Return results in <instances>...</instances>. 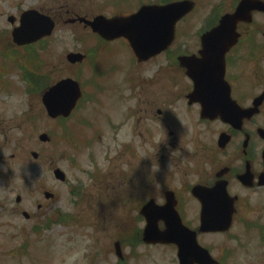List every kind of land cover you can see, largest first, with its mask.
<instances>
[{
	"label": "flooded vegetation",
	"instance_id": "1",
	"mask_svg": "<svg viewBox=\"0 0 264 264\" xmlns=\"http://www.w3.org/2000/svg\"><path fill=\"white\" fill-rule=\"evenodd\" d=\"M31 8L54 19L53 35L41 42L57 39L63 62L69 52H80L91 63L106 60L110 70L107 78L97 75L89 87L101 95L92 93L93 106L79 117L86 115L93 122L112 111L120 118L110 119L102 131L92 127L91 139L74 141V187H119V211L127 212L131 201L137 205L135 215L141 223L143 205L149 200L164 204L171 191L183 223L197 226L203 206L191 195L197 185L227 187L239 197L234 220L247 213L250 193L264 189V43L242 39L248 35L247 25L239 24L242 38L226 51L225 63L208 72L203 64L202 70L180 69L181 55L200 57L203 50L201 33L186 25L179 30L183 39H176L154 58L150 71H129L127 63L134 55L128 41L105 40L85 22L109 9L95 7L90 0H0V61H27V44H16L13 34ZM97 69L101 73L104 68L97 65ZM25 77L27 81V68ZM196 86L201 88V100L191 101ZM210 108L219 113L207 114ZM190 201L196 206L194 210L190 206L191 213ZM81 204L79 199L74 205ZM103 219L107 225L126 229L106 215ZM169 248L177 250L176 245Z\"/></svg>",
	"mask_w": 264,
	"mask_h": 264
},
{
	"label": "rangeland",
	"instance_id": "2",
	"mask_svg": "<svg viewBox=\"0 0 264 264\" xmlns=\"http://www.w3.org/2000/svg\"><path fill=\"white\" fill-rule=\"evenodd\" d=\"M90 1L95 4V7L103 8L107 0ZM233 1L195 0L196 7L192 12L193 20L201 18V9L206 12L209 20L216 13L217 4L221 5L225 11L229 7L228 4ZM127 3L128 0H119L118 2L120 7ZM108 8L115 9L114 7ZM122 9H124L123 12L131 11L129 6H123ZM113 13H117V11ZM260 23H264V19L256 16V24L260 25ZM184 25L193 30L192 20ZM178 39H183V35L181 34ZM56 44L60 45L57 39H53L50 43L51 48L47 52L34 47L38 50L39 56L42 55L41 60L43 61V65L33 63L37 74L53 70L54 76L52 77L60 79L65 76H74L78 69L79 77H82L86 84L90 78L91 86L97 77L94 76L93 70L99 65V60L95 59L91 65L85 61L75 67L70 66L67 62L59 60L63 49L57 47ZM38 59L39 62L40 59ZM33 61L31 58H27L25 63L31 65ZM128 63L133 66L129 67V71H149L153 66L148 63L140 65L135 70L134 61L130 59ZM175 69L177 70V67ZM180 69L182 70V67ZM0 77H3V83H10L9 89H0V264H57L58 260L62 258L64 264H70L72 259H77L78 264H114V254L109 243L110 234L108 232L111 231L113 240L120 239L124 232L128 234L133 231L136 222L137 226L142 225L135 215L137 205L128 201L127 212L123 210L122 214L116 202L118 196L122 194L119 187H107L109 190L100 195L99 189L102 187H98L99 184L93 187L92 191H90V187L87 188L81 206L74 205L76 197L72 195V190L75 189L73 186L77 171L72 168V163L69 164L65 157L72 155V146L65 145L66 137H63V141L60 140L57 123L43 115L40 99L30 95L26 97L23 94L26 91V84L21 81L17 71L9 69L6 73H0ZM89 87H85V94L101 95L99 91H95L93 88L90 90ZM88 108L89 106H85L81 111L86 114ZM2 114L5 115L3 118ZM84 116L86 115H82L78 121L74 119L69 121L73 122L74 129L78 134L81 133L80 121ZM119 118V114L114 115L112 111H108L98 119H94L93 122L88 120L85 136L91 139L92 127L102 131L110 119L117 121ZM176 122L178 123V120ZM7 131L12 135V141L9 138L10 141L7 142ZM68 131L69 129H67ZM41 132L51 135L50 143L39 142L38 135ZM93 136L95 137L94 134ZM32 151L42 154L40 162L33 159ZM51 165H63L69 179L68 186L55 180ZM194 179L193 177L192 180ZM46 190L54 193L55 196L52 200H45L43 193ZM18 195L22 197L23 202L19 207L16 205L17 209L14 212L9 213ZM252 195L254 196L252 197ZM110 198L111 202H109ZM249 199L251 208L246 215L241 213L240 219L236 223L234 222L231 228L232 235L237 233L247 238L249 237L247 234L253 231H248L246 234L241 225L247 219L258 218L264 221V191L251 193ZM43 203L44 208L39 209L38 204ZM187 205H189V209L191 206L193 210L196 207L193 201ZM58 210L64 213L60 222L56 216ZM23 211H32L33 216L26 220L22 215ZM103 215H106L107 220L122 223L126 229L121 231L114 224H105L102 220ZM261 225L264 226V223ZM35 228H38V231H35ZM122 238L125 241V238ZM236 241L230 243L225 235L218 234L205 236L202 239L205 245L213 247L216 256H225L227 249L231 250L232 257L229 264H237L236 262L238 264H264V250L260 249L259 243L255 242V248H246L242 251L237 249ZM127 244L128 246L124 245L123 252L131 258L128 264H177L176 260H173L172 249L130 247L129 241ZM137 253L139 254L137 255Z\"/></svg>",
	"mask_w": 264,
	"mask_h": 264
},
{
	"label": "water",
	"instance_id": "3",
	"mask_svg": "<svg viewBox=\"0 0 264 264\" xmlns=\"http://www.w3.org/2000/svg\"><path fill=\"white\" fill-rule=\"evenodd\" d=\"M259 3L261 2L257 0H243L234 14L225 16L221 21L220 26L211 33L207 34V36H209L208 38H213L214 36L218 35L217 38L224 39L226 41L236 40L238 38V35L236 33L237 23L240 20H246V18L247 20H250V15L248 18V14L253 9H264V6H260ZM192 7L193 4L191 2L183 1L173 3L170 6L161 8L160 10L158 8H154V10L157 12V15L161 17L163 16L166 19L159 20L157 22L159 23V25L157 24V28H155L152 34L150 32L146 36L144 34L136 36L135 32L132 31L133 23L130 22L132 18L115 19L109 21L110 28L106 26L108 28L106 31H103L100 28L99 24L96 22L93 23V26L95 27V30L101 31L103 34H106L107 38L125 36L129 39L132 47L134 48L139 58L144 59L146 54L143 52V50L147 49L149 52L153 51L155 53H158L160 50L167 46L166 42L171 41L174 37V25L176 21L181 18L185 13L190 11ZM32 14L33 13L27 14V30H30V32L33 31L36 35V39L41 38L45 34H49L51 32L53 24L51 23L50 27L45 30V27L47 26L46 23L36 18H34L33 21L29 20V17ZM140 14H142L141 11ZM222 25H226V27H222ZM151 39L154 40L155 45H152V43L150 42ZM152 54L154 53H151L150 55ZM76 60H80V58L78 57V59H73L72 62H75ZM66 87H69V82H66L65 84L62 83L52 88L44 97V102L47 105L48 112L53 117H56L59 114H69L74 106V100L72 96L68 93ZM40 138L43 141L49 139L46 134L41 135ZM55 174L58 178H64V175L60 170H56ZM224 221H228V223L219 222V225L209 223L208 228H211L209 230L211 231L227 229L229 227L230 220ZM155 226L156 220H151L149 228L153 229L155 228ZM204 231H206V229H204ZM166 235L167 234L163 235L161 240H166ZM145 240L148 242H153L151 241L152 239L150 240L148 238V235H146ZM179 256L181 264H195L196 262L201 264L216 263L213 258L209 255L207 250H204L197 245L195 235H192L191 241H188L187 244L180 246Z\"/></svg>",
	"mask_w": 264,
	"mask_h": 264
}]
</instances>
